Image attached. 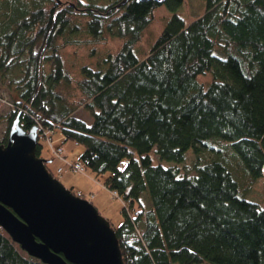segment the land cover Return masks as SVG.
<instances>
[{
  "label": "trees",
  "instance_id": "trees-1",
  "mask_svg": "<svg viewBox=\"0 0 264 264\" xmlns=\"http://www.w3.org/2000/svg\"><path fill=\"white\" fill-rule=\"evenodd\" d=\"M183 2L0 0V82L16 93L0 142L19 117L45 133L39 156L58 130L83 145L64 165L105 175L122 199L125 264H264V0H206L189 23ZM110 37L119 47L101 49ZM78 46L92 50L72 65ZM0 264L46 263L0 226Z\"/></svg>",
  "mask_w": 264,
  "mask_h": 264
},
{
  "label": "water",
  "instance_id": "water-1",
  "mask_svg": "<svg viewBox=\"0 0 264 264\" xmlns=\"http://www.w3.org/2000/svg\"><path fill=\"white\" fill-rule=\"evenodd\" d=\"M38 125L0 142V226L46 264H125L115 227L37 154Z\"/></svg>",
  "mask_w": 264,
  "mask_h": 264
},
{
  "label": "rangeland",
  "instance_id": "rangeland-1",
  "mask_svg": "<svg viewBox=\"0 0 264 264\" xmlns=\"http://www.w3.org/2000/svg\"><path fill=\"white\" fill-rule=\"evenodd\" d=\"M205 6L206 0H184V2L177 8L176 12L180 14L187 23H189L204 11ZM171 12L172 11L165 3L153 9L154 21L141 41L140 46L142 49H146L155 40ZM119 43V39L110 37L107 42L101 45V49L105 50L107 46L111 47L110 49H116L119 47ZM105 45L106 47H104ZM74 48L75 47L69 48L66 52L67 59L72 65H76V62H79V60H85V57L88 56L92 50L90 49V46H78L76 47V51H74ZM141 53L143 52H138L140 56H142ZM14 95H16V93L11 88L2 85L0 82V140H2L7 134L6 115L10 110ZM77 114H80L84 116L85 119L91 121V117L88 116L83 108H79ZM52 138L53 140H50L49 138L41 140L43 142V157L51 158L55 156L54 159L49 162L51 168L57 170V167L59 165H64L66 160H78V157L83 150V145L76 143L73 140L64 141V136L59 130L52 134ZM60 143L64 150V154H67L65 159L56 157L54 152V148ZM151 154L153 161L155 163L159 162L156 152L152 151ZM193 159V155L188 156L187 162H191ZM57 175L65 186L70 189L73 188L75 194H82L81 196L91 200L100 213L109 219L113 227L121 224L124 219V214L122 212L123 201L120 197H116L115 192H112V190L104 186L103 180L105 175L100 174L97 176L89 168H86L83 171H75L66 165H64V170L59 174L57 173ZM258 183L261 184V187L258 188L260 194L257 198L264 199V175L259 179ZM145 198L148 200V195H145Z\"/></svg>",
  "mask_w": 264,
  "mask_h": 264
},
{
  "label": "built area",
  "instance_id": "built-area-1",
  "mask_svg": "<svg viewBox=\"0 0 264 264\" xmlns=\"http://www.w3.org/2000/svg\"><path fill=\"white\" fill-rule=\"evenodd\" d=\"M75 169H82L81 164H80V163H76V164H75Z\"/></svg>",
  "mask_w": 264,
  "mask_h": 264
}]
</instances>
